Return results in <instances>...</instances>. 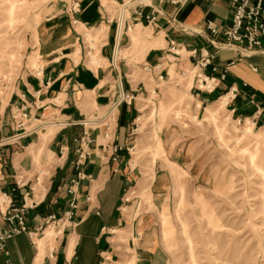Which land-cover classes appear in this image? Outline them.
<instances>
[{"label":"crops","instance_id":"0c3cea01","mask_svg":"<svg viewBox=\"0 0 264 264\" xmlns=\"http://www.w3.org/2000/svg\"><path fill=\"white\" fill-rule=\"evenodd\" d=\"M76 1L80 3V10L74 15H69L68 5L62 4L58 11L39 21L26 38L17 70L12 77H0V141L7 140L0 147V194L9 196L17 206L24 201L35 204L25 215L30 234L7 238L0 249V264H35V258L41 260L32 232L43 226L51 215L68 225L63 232L58 231L62 233L61 242L50 255L42 258L41 264L99 262L108 243L103 235L115 221L114 210L121 211L134 180L126 149L131 143L137 109L120 105L116 122L109 128V139L104 138L108 131L105 126H90L85 122H94L89 116L105 110L116 98L117 89L121 88L134 101L139 91L145 90L144 74L160 80L164 72V77L169 71L187 72L198 58V55L189 57L191 50L213 51L206 42L207 24L222 32L232 14L230 0H187L183 4L150 0L146 5L128 9L117 35L116 5L121 0H114L115 5L111 3L113 10L102 0ZM147 17H154L155 21L149 23ZM126 26L131 29L126 31ZM136 28L148 35L135 43L130 33ZM171 44L183 48L180 57L173 61L174 69L169 67ZM137 48L141 49V56L137 55ZM215 56L213 63L227 71L226 81L211 95L197 92L191 85L193 98L199 106L206 105L235 83L240 93L230 108L244 118L253 115L259 123H264V53L247 55L224 49ZM145 66L153 70L146 73ZM252 97L254 104L249 102ZM17 105H27L32 116L44 117L56 112L54 115L62 120L39 123L38 128L46 126L36 129L37 133L16 137L19 131L14 127L11 113ZM42 132L45 134L40 136ZM84 132L89 137L84 146L87 156L76 170L79 139ZM113 143L122 148L116 161L112 160ZM34 147L45 148L43 160L51 155L55 162L49 170V181L37 194L28 179L23 182L24 177L39 174L32 162V154L39 153ZM77 173L83 177L73 185ZM156 180L154 176L149 190L159 196L161 191L156 190ZM71 203L75 208H71ZM0 227L9 228L1 216Z\"/></svg>","mask_w":264,"mask_h":264},{"label":"rangeland","instance_id":"374dc122","mask_svg":"<svg viewBox=\"0 0 264 264\" xmlns=\"http://www.w3.org/2000/svg\"><path fill=\"white\" fill-rule=\"evenodd\" d=\"M102 2L107 8L114 3ZM70 3L0 0V77H12L17 70L26 38L39 21ZM144 32L136 28L130 35L136 43L148 35ZM169 67L174 69V63ZM164 73L163 80L142 75L145 90L127 104L137 109L126 149L134 180L121 213L113 212L115 221L103 235L108 243L97 264H264V123L232 112L217 98L199 106L190 89L191 68L184 75ZM117 91L116 97L123 92ZM54 114L37 117L35 125L62 120ZM41 148L34 147L39 153L32 154L39 174L23 180H29L35 194L42 192L55 164L51 155L43 160ZM154 176L159 196L149 190ZM59 219L32 232L33 239L41 238V259L61 242L62 233L55 232H63L68 223ZM50 227L55 237L45 238Z\"/></svg>","mask_w":264,"mask_h":264},{"label":"built area","instance_id":"2783aa9c","mask_svg":"<svg viewBox=\"0 0 264 264\" xmlns=\"http://www.w3.org/2000/svg\"><path fill=\"white\" fill-rule=\"evenodd\" d=\"M117 3L114 0H111ZM121 0L116 7L115 15V26L116 34L119 35L121 32L123 24L126 20L128 9L135 5H146L148 3L142 0ZM150 1V0H149ZM173 4H183L187 0H169ZM230 5L232 9L231 20L227 27L223 29L222 32H218L217 29L212 24H207V30L209 31V36L206 37V42L213 48V51H209L206 48L193 49L189 53V57L198 58L194 62L191 70L193 71L192 76V87L201 93L211 95L218 91L220 85L227 79V71L225 69L219 68L214 64L215 55L218 51L224 49H232L239 54H259L264 53V0H230ZM80 10V3L76 0H71L66 9L67 13L74 15V13ZM149 23L155 21L154 17H147ZM73 19V23H75ZM126 31H129L130 26H126ZM124 29V28H123ZM183 48L179 44H171L169 46L168 54L171 57L179 58L180 53ZM159 66H157L158 68ZM144 72L150 73L153 68L145 66L143 68ZM186 71H182L180 74L184 75ZM161 79V77H159ZM246 84L243 85L245 87ZM240 93V88L235 84H231L226 88L225 91L221 92L217 96V100L224 98L226 100L225 107L230 108L233 101L237 98ZM133 97L124 94L123 92L119 94L113 102L109 104L107 109L102 113L101 116L94 118V122L86 121L87 124H95V126H105L107 132L104 134V138H110V126L116 122V112L118 107L124 102L125 104H130ZM254 104L253 99L249 101ZM233 112L234 109H231ZM11 119L13 121L16 131H19V136H26L32 133H37L35 121L40 120L37 117L32 116L27 105H17L11 113ZM89 142L88 135L84 132L83 136L79 139V148L77 150V159L75 161V168L82 165L87 152L84 146ZM7 140L0 141V147L4 146ZM121 147L117 144H112V160L116 161L118 158V153L121 151ZM83 176L77 173L76 180H73V185H76L78 180ZM69 193H72L70 190ZM35 204H28L26 201L21 205H14L9 199V196L5 194H0V216L2 220L8 224L9 228L3 229L0 227V249L3 248L4 241L7 238L15 234L28 232L24 217L28 210L34 208ZM71 208H75L74 204H70ZM66 215L70 216V212ZM55 220V216L51 215L47 218L45 224L50 221Z\"/></svg>","mask_w":264,"mask_h":264},{"label":"bare ground","instance_id":"6f19581e","mask_svg":"<svg viewBox=\"0 0 264 264\" xmlns=\"http://www.w3.org/2000/svg\"><path fill=\"white\" fill-rule=\"evenodd\" d=\"M143 2H145V3H148L149 2V0H142ZM133 2L134 3H137V1L136 0H133ZM13 4H14V2L12 3V6H13ZM11 6V7H12ZM127 15H128V13H126ZM119 33H120V31H119ZM173 59H170V64H173L174 62V57H172ZM96 63V62H95ZM164 78L163 77H161V79L160 80H163ZM220 102L222 101L223 102V106L225 107V103H226V100L224 99V98H222V99H220L219 100ZM93 121H95V119H92ZM63 123H64V121H62ZM63 123H62V126H63ZM37 128L36 129H38V125H35ZM244 133H247V129L246 130H244ZM40 179H38V181H39ZM51 228L52 227H50L49 229L47 228V230L45 231L44 230V233H45V235H44V237L45 238H47V237H52V238H54L55 236H51L52 234V232L50 231L51 230ZM55 228V227H54ZM55 234L57 235L58 234V232H55ZM33 238V237H32ZM34 243H35V246L37 247V245L38 246H40L41 245V238L39 237V238H37V237H34ZM43 241V240H42ZM42 244H43V242H42ZM39 250V249H38ZM41 256V255H40ZM45 257V255L43 256V258ZM43 261V259H41V260H38V258L36 259L35 258V264H41V262Z\"/></svg>","mask_w":264,"mask_h":264}]
</instances>
